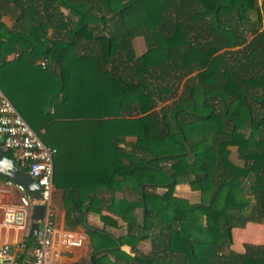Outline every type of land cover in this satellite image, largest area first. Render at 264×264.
Returning <instances> with one entry per match:
<instances>
[{
    "label": "trees",
    "instance_id": "obj_1",
    "mask_svg": "<svg viewBox=\"0 0 264 264\" xmlns=\"http://www.w3.org/2000/svg\"><path fill=\"white\" fill-rule=\"evenodd\" d=\"M24 64L18 78L50 94L40 107L10 86ZM0 89L57 148L55 175L77 169L65 223L89 235L90 264H264V243L229 248L233 228L264 222V0H0ZM181 183L197 202L174 194ZM89 211L126 233L90 226Z\"/></svg>",
    "mask_w": 264,
    "mask_h": 264
},
{
    "label": "crops",
    "instance_id": "obj_2",
    "mask_svg": "<svg viewBox=\"0 0 264 264\" xmlns=\"http://www.w3.org/2000/svg\"><path fill=\"white\" fill-rule=\"evenodd\" d=\"M63 12L66 13L67 10L62 8ZM2 20L6 23L7 26L13 25L14 20L11 18L9 14H4L2 16ZM130 23H134L135 20L129 21ZM143 40V41H142ZM141 42L144 43L143 48H141ZM133 50L136 55H141L142 53L147 51L145 41L142 36H137L133 40ZM144 49V50H143ZM17 52L13 51L9 53L6 57L7 60L13 61L17 58ZM45 59V58H44ZM43 58H40L35 61V65L38 66L41 69H44L45 67H42L40 65V62L44 60ZM46 60V59H45ZM47 65V60H46ZM59 67V66H58ZM55 69V72L59 73V68ZM31 71V68L24 64L23 66H18L15 68L10 69V78H14L13 82H10V86L12 89H15L18 93V101L19 105L23 107V109H26L28 107H40L43 105L42 98H45V101H47V98L50 96L41 94L42 84L38 83H29L27 80L19 79L18 77H28L29 73ZM197 72H193L190 74V77H193V75H196ZM160 107L162 104L159 105ZM15 107V106H14ZM159 107V108H160ZM16 108V107H15ZM158 108V109H159ZM18 111V110H17ZM19 112V111H18ZM51 112L53 110L51 109ZM20 113V112H19ZM22 116V114L20 113ZM26 121V120H25ZM41 131H44V128L41 129ZM128 141H134V137H128ZM229 149L231 150V159L233 160V153L236 154V161L238 158L237 155V148L235 146H230ZM7 152V151H6ZM11 158V155L9 156ZM235 161V162H236ZM54 168V166H53ZM78 182V171L77 169H65L62 167L59 168L58 174L55 175V171L53 169V193H52V199L51 204L53 207V213H54V223L55 227L58 229H64L69 230L65 223V217H66V210L64 208V200L62 196V189L64 186L68 183H77ZM178 186H185L188 188L187 195H179L178 192L176 193V190ZM190 188V186L186 183L178 184L175 187L174 194L177 197L188 199L190 201L191 198H189L190 194H193V190ZM162 191V190H160ZM195 194H197V199L192 202H197L199 200V193L197 191H194ZM119 192L116 193V196H119ZM121 195V194H120ZM19 193L14 188H9L6 192L3 194H0V200L5 203L14 204L18 201ZM98 196L101 199H108L110 198V195L108 192H100ZM195 196V195H194ZM105 214L106 212L103 211ZM87 223L99 230H105L113 234L114 236H119L126 233V223L120 219L117 218V226H111L105 224L101 219L99 213L95 211H89L87 212L86 216ZM31 222V218L29 217L28 220V228L26 231H19L14 228L6 227L3 224V218L2 214L0 213V245L3 244H9L10 245V251H9V260L11 264H27L31 258H32V248L34 246V239L29 242L28 241V231H29V225ZM76 232V235L80 236V241L76 244H73L68 249L62 250L58 256L54 257L52 254L49 257L48 264H90V258L93 253V248L91 246V239L89 235L84 231L81 227H76L74 230H69ZM27 238V246L26 248L19 247V243L23 238ZM238 237V238H234ZM253 242V244H263L264 243V222L263 223H256V222H248L245 227L243 228H233L232 229V243L230 245V249L236 252H242L243 251V244ZM240 243V244H239ZM145 245V247H144ZM120 249L124 251L125 253H128L131 256L135 255V251L131 249L129 245H121ZM137 250L140 253H148L150 250V242L149 240H144L138 243ZM110 260L114 261V257L112 255L109 256Z\"/></svg>",
    "mask_w": 264,
    "mask_h": 264
},
{
    "label": "built area",
    "instance_id": "obj_3",
    "mask_svg": "<svg viewBox=\"0 0 264 264\" xmlns=\"http://www.w3.org/2000/svg\"><path fill=\"white\" fill-rule=\"evenodd\" d=\"M46 66V60L40 62ZM0 135L1 146L8 151L11 158L28 174L36 179L40 186L37 197L31 196L25 188L10 179L0 178V194L9 188L18 191V201L14 204L0 200V213L6 227L26 231L33 206L44 205L43 227L38 229L32 248V258L27 264H48L52 254L58 256L62 250L68 249L80 241L76 232L58 229L54 223L51 204L53 193V166L57 148L46 145L38 134L20 115L11 101L0 89ZM27 238H23L19 247L26 248ZM10 245H0V257L9 258Z\"/></svg>",
    "mask_w": 264,
    "mask_h": 264
},
{
    "label": "water",
    "instance_id": "obj_4",
    "mask_svg": "<svg viewBox=\"0 0 264 264\" xmlns=\"http://www.w3.org/2000/svg\"><path fill=\"white\" fill-rule=\"evenodd\" d=\"M2 136L0 135V178L10 179L21 184L25 190L33 197H37L40 192V186L36 179L31 177L18 163L10 158L1 146ZM44 205L37 204L33 206L30 218L31 222L28 231V241L35 239L38 229L43 227ZM0 264H11L9 259L0 257Z\"/></svg>",
    "mask_w": 264,
    "mask_h": 264
},
{
    "label": "rangeland",
    "instance_id": "obj_5",
    "mask_svg": "<svg viewBox=\"0 0 264 264\" xmlns=\"http://www.w3.org/2000/svg\"><path fill=\"white\" fill-rule=\"evenodd\" d=\"M9 6L10 7H13L11 4H9ZM67 13V12H66ZM12 18V17H11ZM13 19V18H12ZM143 41V40H142ZM143 46H144V43L143 42H141V48H143ZM144 50V49H143ZM193 76H195V75H193ZM160 106H158L157 107V109L159 108ZM235 153V152H234ZM233 153V155H232V157H233V160L234 161H236V154H234ZM192 191V190H191ZM178 192V194L179 195H187V193H188V188L187 187H185V186H178V188H177V190H176V193ZM193 192V194H190L189 195V198H191V200L192 201H194V200H196L197 199V194H195V192H194V190L192 191ZM195 195V196H194ZM234 238H238V237H234ZM250 243H253V242H250ZM240 244V243H239ZM144 247H145V245H144ZM230 248V247H229Z\"/></svg>",
    "mask_w": 264,
    "mask_h": 264
}]
</instances>
